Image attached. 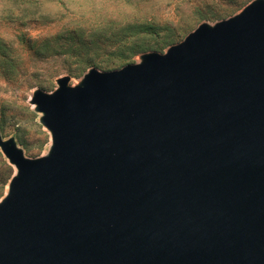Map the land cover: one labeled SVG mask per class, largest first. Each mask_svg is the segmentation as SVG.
Instances as JSON below:
<instances>
[{
  "label": "water",
  "instance_id": "water-1",
  "mask_svg": "<svg viewBox=\"0 0 264 264\" xmlns=\"http://www.w3.org/2000/svg\"><path fill=\"white\" fill-rule=\"evenodd\" d=\"M56 80L0 199V264H264V0L165 53Z\"/></svg>",
  "mask_w": 264,
  "mask_h": 264
},
{
  "label": "rangeland",
  "instance_id": "rangeland-1",
  "mask_svg": "<svg viewBox=\"0 0 264 264\" xmlns=\"http://www.w3.org/2000/svg\"><path fill=\"white\" fill-rule=\"evenodd\" d=\"M252 1L0 0V34L19 55L14 73L0 66V134L28 158L45 156L51 140L29 103L35 90L52 93L60 77L75 86L92 68L118 70L165 53L199 25L227 20ZM139 47L146 49L132 55Z\"/></svg>",
  "mask_w": 264,
  "mask_h": 264
},
{
  "label": "trees",
  "instance_id": "trees-1",
  "mask_svg": "<svg viewBox=\"0 0 264 264\" xmlns=\"http://www.w3.org/2000/svg\"><path fill=\"white\" fill-rule=\"evenodd\" d=\"M141 27L143 30H150L154 28L153 26L142 25ZM150 48V47H149ZM146 48H136L131 53L132 55L136 52L142 51ZM157 49V48H154ZM19 59V55H15L13 49L10 46V43L5 40L0 34V66L2 69L5 68L6 73H14L15 72V60ZM13 75V74H12ZM13 168L5 162L0 157V198L3 196L6 186L13 175Z\"/></svg>",
  "mask_w": 264,
  "mask_h": 264
}]
</instances>
